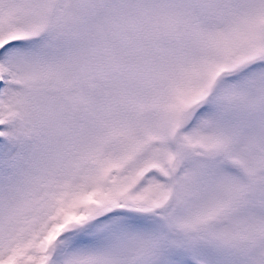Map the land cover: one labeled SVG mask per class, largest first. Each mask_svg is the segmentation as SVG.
<instances>
[{
  "label": "snow or ice",
  "instance_id": "snow-or-ice-1",
  "mask_svg": "<svg viewBox=\"0 0 264 264\" xmlns=\"http://www.w3.org/2000/svg\"><path fill=\"white\" fill-rule=\"evenodd\" d=\"M0 264H264V0H0Z\"/></svg>",
  "mask_w": 264,
  "mask_h": 264
}]
</instances>
